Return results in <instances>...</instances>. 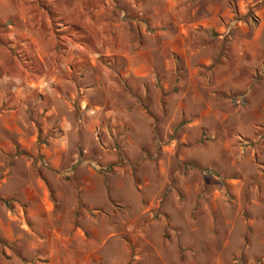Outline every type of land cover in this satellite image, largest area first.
I'll use <instances>...</instances> for the list:
<instances>
[{
  "label": "rangeland",
  "instance_id": "rangeland-1",
  "mask_svg": "<svg viewBox=\"0 0 264 264\" xmlns=\"http://www.w3.org/2000/svg\"><path fill=\"white\" fill-rule=\"evenodd\" d=\"M202 5L0 0V127L12 110L20 128L0 217L38 177L56 203L50 223L0 227V264H264V115L204 95L220 53L194 69L171 49Z\"/></svg>",
  "mask_w": 264,
  "mask_h": 264
},
{
  "label": "crops",
  "instance_id": "crops-1",
  "mask_svg": "<svg viewBox=\"0 0 264 264\" xmlns=\"http://www.w3.org/2000/svg\"><path fill=\"white\" fill-rule=\"evenodd\" d=\"M167 2L174 7L177 0H167ZM231 4L235 5V9L231 7ZM250 7L253 13L250 19L241 18ZM196 14L193 11V18ZM190 24L192 32H185L182 35L181 30V33L176 34L177 43L171 49L176 53L191 52L193 56L194 54L200 55V57H195L193 64H190L194 69L199 64L209 65L211 63L210 54H214L215 51L223 57L218 64V77H214L213 73L210 80L206 82V84L213 83L215 88L204 95L209 97L217 92L222 95L219 99H223L224 96L234 97L236 94L243 93L242 101L250 103V108L253 111L256 110L252 114L254 116L264 115V0H223L222 4L212 0H203L200 17L191 21ZM188 38H191V41H188ZM214 41H217L216 47H213ZM205 47L207 49H204ZM229 57L235 59L231 62ZM143 63L152 64L148 59ZM138 64L142 63L138 62ZM243 70L247 71V75L252 72L254 74L250 77L248 85L240 79L243 74L246 76V73H242ZM15 95L16 93L10 94V99L16 100ZM11 112L12 110L9 114H4L9 119H4L5 124L0 127V149H11V143L5 140V133L10 131L7 129L20 130L15 120L13 121L15 127H12ZM64 124L69 126L66 120ZM8 177L6 176L5 179H9ZM38 178L37 183L34 184L38 188L31 187L21 190L20 193L4 194L3 197L11 196L12 201L17 199L9 202V207L6 206L7 215L0 217L1 229L11 228L15 223L21 229L34 228V225L42 220L50 223L51 219H55L56 203L51 197L49 183H46L44 177Z\"/></svg>",
  "mask_w": 264,
  "mask_h": 264
}]
</instances>
